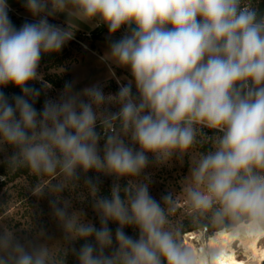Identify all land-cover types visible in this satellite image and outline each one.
Instances as JSON below:
<instances>
[{
    "label": "clouds",
    "instance_id": "clouds-1",
    "mask_svg": "<svg viewBox=\"0 0 264 264\" xmlns=\"http://www.w3.org/2000/svg\"><path fill=\"white\" fill-rule=\"evenodd\" d=\"M24 6L36 19L17 29L7 0H0V87L22 92L0 91V151L13 150L10 172L26 167L40 178L34 195L47 189L55 197L49 206L63 242H41L51 239L43 230L21 239L0 226V264H65L69 251L78 264H228L220 237L264 238L258 0H24ZM57 13L67 14L68 28L49 22ZM76 22L102 23L109 36L125 28L105 59L127 68L132 79L115 95L99 84L77 92L65 82L59 97L38 111L40 91L29 82L41 79L43 54L73 39ZM204 145L207 151L197 150ZM188 154L182 190L163 196L162 204L150 194L145 169ZM89 171L114 177L110 196L98 195L100 178L86 176ZM82 175L99 227L61 195L75 190ZM121 178H128L125 186ZM189 232L197 237L190 243ZM76 241L84 243L76 248Z\"/></svg>",
    "mask_w": 264,
    "mask_h": 264
},
{
    "label": "rangeland",
    "instance_id": "rangeland-1",
    "mask_svg": "<svg viewBox=\"0 0 264 264\" xmlns=\"http://www.w3.org/2000/svg\"><path fill=\"white\" fill-rule=\"evenodd\" d=\"M22 16H27L32 19L24 20L22 17L16 18L24 20L23 23L33 22L36 18L30 13L16 10ZM61 20H55L49 17V22L58 25L62 28L69 27V17L63 13ZM73 39L68 41L59 52H56L55 66L51 62H40L38 72L41 79L31 81L30 87L41 90L42 103L34 105L39 111L42 110L46 99H56L63 91L65 82H73V90L81 91L85 87H90L94 84H99L105 95H115L122 84H127L132 79L127 68L120 67L105 59V55L109 49V43L113 40H118L125 33L124 28L111 36H109L106 25L96 22L83 23L76 22L73 29ZM68 81L65 80L66 75ZM52 78L56 84L47 82L46 78ZM133 92L135 87L133 86ZM39 95V96H40ZM111 112L119 110L118 105H110ZM97 131L102 134V129L99 124ZM104 140L99 141V147L102 149ZM197 150H203L199 147ZM12 148L8 147L4 151H0V163L7 161V158L12 155ZM150 161L153 159L149 154ZM191 166V154L185 155L182 160L173 157L170 161L163 164L150 163L145 169V175L149 176V191L152 197L163 204L162 197L167 194H179L182 190V182L189 173ZM86 176H99L101 183L98 185L100 191L98 195L104 196L102 190L109 189L114 181V177L98 174L94 171H89ZM0 180L2 178L0 177ZM128 178H121V186L127 184ZM84 175H82L79 186L72 191L65 190L61 195L64 199H69L72 202L73 209L83 210L86 213V219L97 224L98 217L92 208V197L89 195L87 188L84 186ZM40 182V178L34 176L29 171L28 175L21 176L14 181L0 185V226L10 227L17 236L21 239H35L38 233L43 230L46 236L51 237L50 240H41L53 244L63 242V232L59 228L57 222L51 215L49 199H54L45 189V195L37 196L33 194L32 189ZM55 181H53L54 183ZM110 196V195H109ZM105 197V196H104ZM108 197V196H107ZM179 219V215L177 216ZM131 233L125 232L133 236L136 230L130 228ZM138 238L137 236H133ZM230 239L229 237H227ZM71 247V245H66ZM76 247V242L74 243ZM231 248L235 250V255L239 261H247L252 255L244 253V243L240 240H231ZM250 249L256 252L257 264H264V238H253L249 240ZM72 254L70 251L66 256ZM246 255V256H244ZM64 257L65 264H69L67 257ZM251 264V262H248Z\"/></svg>",
    "mask_w": 264,
    "mask_h": 264
},
{
    "label": "trees",
    "instance_id": "trees-1",
    "mask_svg": "<svg viewBox=\"0 0 264 264\" xmlns=\"http://www.w3.org/2000/svg\"><path fill=\"white\" fill-rule=\"evenodd\" d=\"M258 7L260 9L261 12H264V0H258ZM9 15V18L12 22V24L17 28L19 29L24 20H20L18 18H16L13 14H10L8 13ZM125 30V28H124ZM56 57V52L54 53H49V54H43L42 55V59L41 61L43 62H51L53 66H55V58ZM40 61V62H41ZM68 74L66 75L65 77V80L68 81ZM47 79V82L48 83H51V84H56L54 82V80L50 77V78H46ZM31 85V81L29 82V85ZM0 91H3L8 97H12L13 95H21L22 92H21V89L12 85V84H9L7 85L6 87H0ZM40 93H41V90H40ZM42 103V97L41 95L37 98L36 102L34 105H40ZM210 146L209 145H204L202 146L203 150H208ZM29 169L28 168H20L18 169L17 171L15 172H10L9 170V167L7 165V161H4V162H1L0 163V177L2 178V180H0V185H3V184H6L7 182H11V181H14L15 179L21 177V176H26L28 175L29 173ZM103 194L105 197L109 196L110 195V190L109 189H106V190H102ZM184 225H185V231L188 232V231H191V226L189 224V222L185 219L183 221ZM97 227H99V221L97 222L96 224ZM109 227L112 229L113 233L115 232V229L117 227L116 224L114 223H110ZM126 229V232L128 233H131L132 230L130 229V227L128 228H125ZM190 233V232H189ZM137 236L138 235V232H135L133 234V236ZM84 242L83 241H76V248H79L81 246V244H83ZM66 260H69V264H78V261H77V258L75 257V255L72 253V254H69L68 256H66Z\"/></svg>",
    "mask_w": 264,
    "mask_h": 264
},
{
    "label": "bare ground",
    "instance_id": "bare-ground-1",
    "mask_svg": "<svg viewBox=\"0 0 264 264\" xmlns=\"http://www.w3.org/2000/svg\"><path fill=\"white\" fill-rule=\"evenodd\" d=\"M197 239L196 235L194 233H187L185 240L186 242L190 243L193 240ZM231 240L232 239H228L227 236L225 237H220L218 239V244L221 248H223L227 253H228V264H248V262H251V264H257V259H256V252L253 251V249L251 250L250 247H248L249 245V240L250 239H241L240 241L242 243H244V249L243 252L249 253L250 255H252L250 258H248L247 261H239V259L236 257L235 255V250L231 248ZM246 256V255H244Z\"/></svg>",
    "mask_w": 264,
    "mask_h": 264
},
{
    "label": "crops",
    "instance_id": "crops-1",
    "mask_svg": "<svg viewBox=\"0 0 264 264\" xmlns=\"http://www.w3.org/2000/svg\"><path fill=\"white\" fill-rule=\"evenodd\" d=\"M9 8L13 10H20L21 12L29 13L24 6V0H7ZM63 13H57L52 18L55 20H61Z\"/></svg>",
    "mask_w": 264,
    "mask_h": 264
},
{
    "label": "built area",
    "instance_id": "built-area-1",
    "mask_svg": "<svg viewBox=\"0 0 264 264\" xmlns=\"http://www.w3.org/2000/svg\"><path fill=\"white\" fill-rule=\"evenodd\" d=\"M10 11H12L16 16L22 17L24 20H28V19L30 20V19H32V18L27 17V16H22L21 14L17 13L16 10H13L11 8H10Z\"/></svg>",
    "mask_w": 264,
    "mask_h": 264
}]
</instances>
